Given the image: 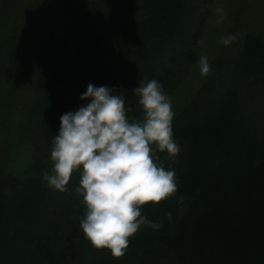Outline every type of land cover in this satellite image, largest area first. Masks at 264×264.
<instances>
[{"label":"trees","instance_id":"obj_1","mask_svg":"<svg viewBox=\"0 0 264 264\" xmlns=\"http://www.w3.org/2000/svg\"><path fill=\"white\" fill-rule=\"evenodd\" d=\"M17 7V0H0V19L3 12L23 18L21 33L6 40L7 48L0 44V122L25 133L35 118V128L25 176L6 171L9 150L0 145V264H264V110L259 118L253 109L264 94V34L250 27L232 75L222 80L217 63L201 94L172 120L180 151L171 159L158 150V159L175 168L177 189L141 206L162 225H142L115 255L93 246L79 226L84 207L71 190L79 173L67 191L42 178L51 170L59 117L75 109L55 92L69 78L74 50L85 52L90 82L115 86L128 115L140 118L132 92L139 80L155 77L167 92L186 62L179 54L166 64L168 50L182 40L188 0H57L39 31L28 32L32 41L21 35L35 20ZM226 185L234 203L224 199Z\"/></svg>","mask_w":264,"mask_h":264},{"label":"clouds","instance_id":"obj_2","mask_svg":"<svg viewBox=\"0 0 264 264\" xmlns=\"http://www.w3.org/2000/svg\"><path fill=\"white\" fill-rule=\"evenodd\" d=\"M232 39V34L220 37L224 44ZM199 65L202 74L208 73L206 55L199 57ZM114 87L88 82L79 95L89 99L60 115L50 150L51 170L43 171L42 178L50 187L67 191L72 173L78 172L71 190L84 207L83 214H77L80 228L93 246L120 255L139 227H161L162 221L149 219L141 206L176 191V170L164 166L158 150L175 159L180 145L173 136L171 98L161 81L140 79L133 88L140 118L128 115L124 95ZM183 199L177 197L178 202ZM166 215L171 218L170 211Z\"/></svg>","mask_w":264,"mask_h":264},{"label":"rangeland","instance_id":"obj_3","mask_svg":"<svg viewBox=\"0 0 264 264\" xmlns=\"http://www.w3.org/2000/svg\"><path fill=\"white\" fill-rule=\"evenodd\" d=\"M56 2L57 0H17V13L20 10H25L29 12L27 13L29 19L35 20V28L22 33L23 38L33 40V36L28 32L39 31L40 24L46 23L48 11L53 5H56ZM19 6H21L20 10ZM3 18H5L6 24L2 28L0 27V44L1 48L5 49L9 46L6 40H14L11 37L21 33L22 29L17 26L22 23L23 18H18L17 14L11 15L9 12L1 14V22H4ZM250 27L258 29L264 34V0H188L182 40L168 50L166 59V64L171 66L172 59H169V56L183 54L186 57V62L179 69L178 76L174 80L172 79L170 88L166 92L172 102L171 106L174 112L172 120L182 112L184 106L201 94L209 82L215 66L220 65L222 76H224L222 80L226 75H232L244 35ZM227 34H232L234 39L230 43L224 44L220 41V37ZM201 55H206L210 64V70L206 74H202L200 71L199 57ZM190 56L194 59L187 61ZM4 60L5 55L0 56V64L4 63ZM88 65L89 61L85 52L74 50L69 78L55 92L59 96L71 99L75 109L89 99H81L79 95L92 79ZM38 105L39 101L36 102L35 107ZM253 109L260 118L264 110V94H261L256 101L254 100ZM34 113L37 114V108H34ZM35 114L33 117L36 116ZM0 124L2 123L0 122ZM3 126L4 134L0 135V145L6 146L9 150V156L5 163L9 167L5 166V169L13 171L17 176H25L30 173L29 169L32 164V134L35 128V118L29 122L27 125L29 131L25 133L20 131L22 129L16 124L10 126L4 124ZM224 190L226 191L225 201L230 204L234 203L232 188L226 185ZM238 213L239 220L243 221L244 216L240 215L242 212Z\"/></svg>","mask_w":264,"mask_h":264}]
</instances>
